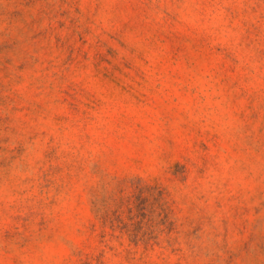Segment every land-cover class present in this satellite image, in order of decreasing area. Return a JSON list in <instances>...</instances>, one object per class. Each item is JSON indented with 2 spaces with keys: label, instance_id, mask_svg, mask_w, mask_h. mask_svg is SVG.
Instances as JSON below:
<instances>
[{
  "label": "rangeland",
  "instance_id": "1",
  "mask_svg": "<svg viewBox=\"0 0 264 264\" xmlns=\"http://www.w3.org/2000/svg\"><path fill=\"white\" fill-rule=\"evenodd\" d=\"M0 264H264V0H0Z\"/></svg>",
  "mask_w": 264,
  "mask_h": 264
}]
</instances>
